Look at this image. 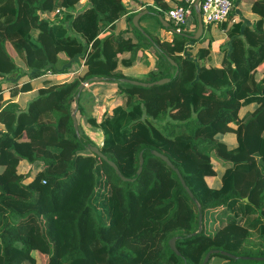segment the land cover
<instances>
[{"label": "trees", "instance_id": "trees-1", "mask_svg": "<svg viewBox=\"0 0 264 264\" xmlns=\"http://www.w3.org/2000/svg\"><path fill=\"white\" fill-rule=\"evenodd\" d=\"M74 1L0 0V77L22 72L8 44L21 52L30 76L65 72L83 57L87 73L117 81L125 102L104 110L98 123L97 146L106 159L90 149L95 142L78 118L84 75L39 88L25 108L0 103V121L8 126L0 128V264H36L30 250L46 257L41 264H201L210 250L217 251L206 264H264V0L252 4L260 16L253 26L237 22L228 30L227 68L214 69L218 83L197 75L184 85L186 69L174 51L203 41L213 24L203 21L202 35L192 38L194 7L192 23L179 31L163 11L147 7L168 21L164 26L158 18L165 29L172 26L168 40L130 23L136 12L128 13L122 0H86L63 23L43 15ZM126 12L140 37L98 36ZM150 46L158 73L144 82L169 79L151 85L124 79L141 80L116 70V51L129 50L134 60ZM45 113L53 120L37 122ZM229 132L233 144L223 139ZM18 157L37 171L18 175ZM216 175L219 182L209 185L206 177ZM11 228L29 238V250L6 240Z\"/></svg>", "mask_w": 264, "mask_h": 264}, {"label": "rangeland", "instance_id": "rangeland-1", "mask_svg": "<svg viewBox=\"0 0 264 264\" xmlns=\"http://www.w3.org/2000/svg\"><path fill=\"white\" fill-rule=\"evenodd\" d=\"M85 5H86V0H75L73 2L72 8H70L69 6H66V5H61V6L55 7L54 9H51L49 11H46L43 15L47 16L53 22H62V21H64V16L66 14H70L71 16L72 15L76 16L80 12V9ZM232 7H233V5H232ZM57 8H62L61 14L55 12V10ZM193 14L195 15L194 8H193ZM167 16L168 15H166V17ZM167 18H169V17H167ZM191 20H192V18H191ZM145 21L147 22L148 26H147ZM170 21L172 22V24H174L171 19H170ZM130 23H133L132 19H131ZM130 26H131V24H130ZM140 26L142 28H145L150 33L157 26H158V28L162 27L160 25L159 20H157L156 18H153V17L146 18V20H144L142 18L140 21ZM137 36L140 37L141 35L140 36L137 35ZM7 46L11 50V46L9 44ZM209 46H210V42L207 40L205 43L204 42L202 43V41H199L198 43H195V44L191 43L190 41H186V42H184L183 45H180V47L176 51H174L175 58L179 62H181L185 66V69H186V71H185L186 73L183 75V77L181 79V84H183V85L189 84L190 82L193 81V79L197 75H198V77L202 78L205 82L212 81V82H214V84L218 83V82H216V77L218 76L219 71L214 70V69L217 67H220V66H224L225 68H227V65H226L227 60L224 56L226 53L221 52L215 56V54H212L210 52ZM19 54H21V52H18V55ZM130 54H131V52H130ZM150 54H151V56H149L150 57L149 59H146L144 61H140L141 65H138L137 62H134L135 60H132V57L127 59L129 63L125 64L126 68H122L121 70H118V72L119 71L122 72L123 75H128L131 77H138L135 74L138 73L137 70L139 67H141L145 73H143L138 78L141 79L140 81H147V79H149L152 75L155 76L158 73V72H156V59H157L156 54H154V52H150ZM152 54H154V55H152ZM144 56L147 57V54L145 53ZM218 56H220V58H217ZM65 57H67V56L65 55ZM208 57H209V59H208ZM190 58L191 59L196 58L195 59L196 63L194 62V64H192V65L188 64ZM81 60H82V57L79 58V61H81ZM216 61H218V62H216ZM151 62L154 63L153 66H152ZM217 63H218V65H217ZM188 65L191 67L187 68ZM85 66H86V63H85ZM261 67L263 68L264 64L261 65ZM88 69L89 68L87 67L83 73L80 72V74H79V75L82 74V76L84 75L86 77L87 82L82 81L84 83V85L81 89L82 90L81 99H80L81 109L78 111V118L81 119L82 128L85 130V132L88 133V135H90L95 140L94 142L97 141L100 144H102L103 143L102 142L103 141V134H102V131L100 130V128L98 127V123L102 117L104 110L110 111L113 105L123 104L125 101L123 100L124 98L121 96V94L118 90L116 80H107L108 83L109 82L116 83L113 85H112V83H110V84L106 83V85L102 84L104 87L95 86V87H98L102 91L106 90L107 92H105V94H109L108 96L107 95H98L99 94L98 92L91 93L89 91V89L93 88L95 84L91 83V85H90V82L95 81L94 77H100L99 80H102L101 78L103 75H95V74L91 75L89 72H88L89 73L88 74L87 73ZM198 69L200 71L197 73ZM224 78H225V82H227V79H226L227 77H224ZM154 81H156V80H153V81L149 80L148 82H154ZM95 83H97V82H95ZM222 83H223V81L220 82V84H222ZM195 91H197V93H201L203 91L200 83H196ZM232 91H233V89L229 90V93L231 94ZM111 93H113V96H111ZM105 96H107V97L105 98ZM75 108H76V103L73 102L72 103V109L74 110ZM241 113H243V110ZM45 114H47V115L39 116L37 118V122H47V121L53 120L52 115H50L49 113H45ZM0 127L3 129L8 128L7 124L2 123L1 121H0ZM51 132H52V130H49L48 134H51ZM223 139L228 140L232 144L234 143V136L231 132L224 134ZM22 163L26 164L27 166L23 167ZM30 165H31L32 171H37V169L33 170V168H35L36 164L28 161L25 157H23V158L18 157L14 161V171L16 170V173L18 175L26 174ZM7 166H8V164H7ZM31 177L26 178L25 180L28 181L29 179H31ZM206 180H207L209 185H216L219 182L220 178L218 175L207 176ZM42 182H43V179H42ZM4 236H5L6 240H10L13 242L14 241H20L19 243H21L23 245L24 244L27 245L25 247L26 250L30 249L29 248V242H30L29 238L27 236H22V235L16 234L12 228L7 232V234H4ZM30 252L36 256V258H37L36 264H41V262L43 263L46 261V257L40 258L39 254L35 250H30ZM57 263L62 264L59 261Z\"/></svg>", "mask_w": 264, "mask_h": 264}, {"label": "crops", "instance_id": "crops-1", "mask_svg": "<svg viewBox=\"0 0 264 264\" xmlns=\"http://www.w3.org/2000/svg\"><path fill=\"white\" fill-rule=\"evenodd\" d=\"M179 0H122L124 6L126 7L128 13L130 12H139L143 11V14L139 20V24L141 19L143 18L146 20V18L153 17L158 19L159 13L156 11H163L164 16L166 17L167 15V10L168 8L172 7L175 3H177ZM233 7L230 10L229 16L227 20H224L221 23L217 24H209L206 26L204 33L206 34V38L202 41V43L209 41L210 42V52L212 54H215V56L218 53L224 52L225 49H229V34L228 30L231 28L233 23L240 22L242 26H253L254 22L260 17L258 13L252 10V4L255 0H231ZM151 6L156 9L150 10L147 7ZM144 10H147L144 12ZM195 11V9H194ZM126 13L121 15L118 19L115 20L114 24L112 26H108L105 29H103L98 36H107V35H121L123 38H129L132 41L136 40L138 36L136 33L131 29V26L126 19ZM196 14V11H195ZM168 17V16H167ZM192 12L189 15V22L192 23ZM146 22V21H145ZM160 22V20H159ZM262 26L264 28V20L262 21ZM147 24V22H146ZM161 25V24H160ZM164 25V24H163ZM148 26V24H147ZM162 26V25H161ZM165 26V25H164ZM169 26V24H168ZM144 27V26H143ZM158 26L151 31V33L159 38H164L171 40L172 38V26L170 28L165 29L163 26L158 28ZM196 30V29H195ZM211 37V38H210ZM191 43H194L193 41H190ZM198 43V42H196ZM195 44V43H194ZM216 51V52H215ZM11 54L14 56L15 62L18 64V66L21 67L22 72L18 74H13L10 77H0V93L2 94V98L0 99V103L4 104L8 100H12L18 103L19 108H25L27 103L33 99L37 93L39 88L50 86L53 84H57L66 80H70L73 77L77 76L85 71L87 68L85 66V58L82 57V60L76 61L73 63L69 69L65 72H51L47 71L44 74H41L39 76H30L29 73L27 72V66L23 62V56L22 54L18 55V52L14 49L11 48L10 50ZM150 52H154L155 50L153 46L144 48V49H138L136 52V57L135 61L137 62L138 65L140 64V61H144L146 59H149L151 56ZM145 53L147 54V57H145ZM152 54V55H154ZM116 58H117V65H116V70H121L122 68H126L125 64H123V60L129 58L130 56V51L129 50H117L116 51ZM60 57H65L63 53H59ZM217 58H220L218 56ZM209 59V57H208ZM212 59V58H211ZM219 61V60H218ZM216 61V62H218ZM152 66H153V62ZM218 65V63H217ZM85 67V68H84ZM84 69V70H83ZM83 70V71H82ZM138 73H136V76H141L144 72V70L139 67L137 70ZM137 77V78H138ZM87 82V81H86ZM97 82V83H95ZM95 84L93 88L89 89L91 93L93 92H98V95H109L105 94L107 92L106 90L102 91L98 87H104L102 84L106 85L112 83L116 84L114 82H109L105 80H95L94 82H90ZM88 84V83H87ZM86 84V85H87ZM25 85L26 87H22ZM85 85V86H86ZM98 86V87H95ZM89 87V86H88ZM105 96V98L107 97ZM111 96H113V93H111ZM116 105V104H115ZM113 107V106H112ZM81 122V120H80ZM87 133V132H86ZM88 135V133H87ZM93 141H95L90 135H88ZM95 144H100L99 142H95ZM23 167L27 166L26 164L22 163ZM32 171L31 165L29 166L28 170ZM34 170V169H33Z\"/></svg>", "mask_w": 264, "mask_h": 264}, {"label": "built area", "instance_id": "built-area-1", "mask_svg": "<svg viewBox=\"0 0 264 264\" xmlns=\"http://www.w3.org/2000/svg\"><path fill=\"white\" fill-rule=\"evenodd\" d=\"M192 7L194 0H179L167 10V15L173 21L176 31L188 23ZM231 8V0H200L199 2L202 20L206 23L217 24L227 20ZM55 12L61 14L62 8H57Z\"/></svg>", "mask_w": 264, "mask_h": 264}, {"label": "water", "instance_id": "water-1", "mask_svg": "<svg viewBox=\"0 0 264 264\" xmlns=\"http://www.w3.org/2000/svg\"><path fill=\"white\" fill-rule=\"evenodd\" d=\"M199 2H200V0H194V9H195V11H196V16H197V28H196V30L194 31V33L192 34V38H198V37H200L201 35H202V33H203V20H202V15H201V12H200V9H199ZM147 10H144V12H146ZM142 14H143V11H139V12H136L134 15H133V17H132V22H133V24L135 25V26H137L138 28H141L142 29V27L140 26V24H139V18L142 16ZM158 18L163 22V24L165 25V26H167L169 23H168V21H166V20H164V18L159 14L158 15ZM171 62L172 63H174V64H176V62L174 61V60H171ZM94 79L95 80H99L100 79V77H94ZM124 79H126V80H128V81H131L132 83H135V84H141V85H151L152 83H163V82H165V81H167L169 78L168 77H162V78H160V79H158V80H156V81H154V82H144V81H140V80H136V79H127V78H124ZM83 85H84V83L82 82V83H80V85H79V87H78V93L80 92V90L82 89V87H83ZM78 93H77V95H78ZM76 109V108H75ZM75 109L72 111V119H73V123H74V127H75V129L77 130V128H78V123H77V119H76V116H75ZM90 149L93 151V152H95V153H97L98 155H100L101 157H103L104 159H106V156L101 152V150L99 149V147L96 145V144H91L90 145ZM153 152L156 154V155H158V156H160L162 159H164L170 166H172V163H171V161L169 160V158L165 155V154H162V153H160V152H158V151H156V150H153ZM142 162H143V157L141 156V154H140V164H142ZM109 163L114 167V169L117 171V173L121 176V177H123L122 175H121V173H120V171H119V169H118V167H117V165L113 162V161H111V160H109ZM140 170H141V165L139 166V168H138V172H140ZM175 170L178 172V170H177V168H175ZM179 174V173H178ZM182 182H183V180H182ZM183 184H184V182H183ZM188 190V189H187ZM188 192L190 193V195L192 196V193L188 190ZM245 199H247V197H245ZM201 222V215L199 216V223ZM169 243H170V246H171V248H173L175 251H177V248H176V246H175V238L174 237H172L171 239H170V241H169ZM217 250H210V251H208L206 254H205V256H204V259H203V261H202V263L201 264H206V262H207V260L209 259V256H210V254L212 253V252H216ZM178 252V251H177ZM224 253V252H223Z\"/></svg>", "mask_w": 264, "mask_h": 264}]
</instances>
